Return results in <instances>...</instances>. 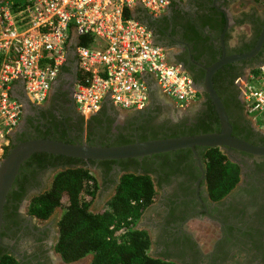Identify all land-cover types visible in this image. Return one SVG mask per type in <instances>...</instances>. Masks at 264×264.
Instances as JSON below:
<instances>
[{
  "label": "flooded vegetation",
  "instance_id": "obj_1",
  "mask_svg": "<svg viewBox=\"0 0 264 264\" xmlns=\"http://www.w3.org/2000/svg\"><path fill=\"white\" fill-rule=\"evenodd\" d=\"M140 19L150 30L152 40L164 48L167 60L179 64L199 88L195 102L180 109L160 91L151 90L148 103L141 110L118 109L106 101L98 111L84 116L72 99L73 57L69 72L57 77L42 103L31 101L20 87L13 88L20 106L25 99L27 107L21 108L19 122L9 136L8 150L18 142L42 137L115 145L187 135L189 131L198 133L202 127L217 132L218 119L208 115L212 103L203 86L204 68L222 55L244 53L253 47L264 26V3L171 0L162 12H145ZM263 57L264 40L256 55L226 62L211 76L231 135L235 130L237 138L260 146H264V132L241 107V91L247 74ZM221 149L238 165L239 173L236 184L219 200L208 196L204 167L195 147L141 158L80 159L79 166L88 169L97 184L89 210L107 209L122 175H147L156 194L134 227L147 233L151 257L176 264H264V155ZM29 158L20 165L6 195L0 253L11 255L17 264H76L64 262L53 249L60 209L55 208L43 220L27 212L29 200L48 187L66 161L49 155ZM193 222L210 224L212 232L203 240H208L207 246L189 227Z\"/></svg>",
  "mask_w": 264,
  "mask_h": 264
},
{
  "label": "built area",
  "instance_id": "obj_2",
  "mask_svg": "<svg viewBox=\"0 0 264 264\" xmlns=\"http://www.w3.org/2000/svg\"><path fill=\"white\" fill-rule=\"evenodd\" d=\"M170 1L0 0V161L21 115L13 88L42 103L67 62L69 47L75 58L72 99L84 116L106 101L123 110L145 108L150 77L176 107L195 102L198 90L190 76L167 60L146 24L126 15L137 4L156 15ZM71 34L76 37L73 46ZM77 36L87 40L78 43ZM241 102L264 132V57L247 74Z\"/></svg>",
  "mask_w": 264,
  "mask_h": 264
},
{
  "label": "trees",
  "instance_id": "obj_3",
  "mask_svg": "<svg viewBox=\"0 0 264 264\" xmlns=\"http://www.w3.org/2000/svg\"><path fill=\"white\" fill-rule=\"evenodd\" d=\"M255 1L258 4L264 3L263 0ZM135 10L137 11V8ZM135 10L126 11V15L132 16ZM258 31L256 28V35ZM86 40L85 36H77L78 43H84ZM73 60V56L67 59L59 75L69 72ZM241 107L243 108V104ZM208 109V115L211 114L217 121L212 104H209ZM207 132L209 129L202 127L198 133ZM232 132V135L236 136V131ZM192 134L197 132L189 131L187 135ZM175 136L177 135L169 137ZM143 140L145 139L140 141ZM121 144L126 142L115 145ZM185 149L188 151V148ZM195 149L204 167V182L208 196L211 200H219L236 184L239 167L227 157L221 147L196 146ZM181 150L184 149L177 151ZM7 152L8 148L4 157ZM48 155L56 160H65L66 167L62 166V169L54 174L48 187L29 200L27 212L43 220L55 208L60 209L53 249L64 262L70 263L89 254L91 256L89 264H176L166 258L151 257L148 254L150 241L147 233L134 227L137 218L156 194L149 176L122 175L107 204V209L92 212L89 206L95 196L97 184L89 170L79 166L78 158L34 153L29 159ZM0 264L17 262L11 255L2 252Z\"/></svg>",
  "mask_w": 264,
  "mask_h": 264
},
{
  "label": "water",
  "instance_id": "obj_4",
  "mask_svg": "<svg viewBox=\"0 0 264 264\" xmlns=\"http://www.w3.org/2000/svg\"><path fill=\"white\" fill-rule=\"evenodd\" d=\"M136 7L137 11L132 13V16L141 21L140 14H144L145 11L139 4ZM141 22L144 23L143 21ZM75 40V35L71 34L70 46L74 45ZM263 40L264 26L255 44L249 51L229 56L222 55L220 59L204 68L203 86L217 115L219 122V130L217 132L147 139L121 145H99L84 142L68 143L50 138H33L14 144L8 150L6 156L0 161V228L3 222L2 213L7 192L18 173L20 165L34 153H47L84 160H119L141 158L185 148L193 150L194 147L199 146L227 147L252 155H264V146L254 145L231 135V127L226 113L211 84V76L218 67L229 61L244 60L253 57L260 50ZM72 56L73 51L69 47L67 50V59ZM72 71H75L74 64H72ZM193 86L196 90H199L195 85ZM21 102V108L25 109L27 107L26 100L23 99Z\"/></svg>",
  "mask_w": 264,
  "mask_h": 264
},
{
  "label": "rangeland",
  "instance_id": "obj_5",
  "mask_svg": "<svg viewBox=\"0 0 264 264\" xmlns=\"http://www.w3.org/2000/svg\"><path fill=\"white\" fill-rule=\"evenodd\" d=\"M189 227L194 228L196 236H198V238L202 241L201 244L203 246H207L206 242H208V240L205 242L203 240H206V237L207 238L209 237L208 236V234H210L209 231L212 232V228H211L210 224L209 225L207 223L197 224V223L193 222L192 224L191 223L189 224ZM90 258H91V256L88 254V255H85L84 257H82L81 259L76 260L75 263L76 264H89Z\"/></svg>",
  "mask_w": 264,
  "mask_h": 264
},
{
  "label": "crops",
  "instance_id": "obj_6",
  "mask_svg": "<svg viewBox=\"0 0 264 264\" xmlns=\"http://www.w3.org/2000/svg\"><path fill=\"white\" fill-rule=\"evenodd\" d=\"M148 82V91H149V94L151 93V90H157L158 93L159 92V89L157 88V86L154 84L152 78L150 77L149 80L147 81Z\"/></svg>",
  "mask_w": 264,
  "mask_h": 264
}]
</instances>
